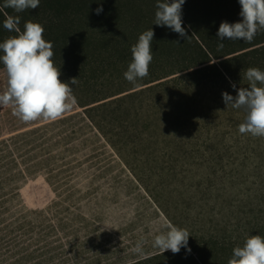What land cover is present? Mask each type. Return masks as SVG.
I'll return each instance as SVG.
<instances>
[{
    "label": "rangeland",
    "instance_id": "1",
    "mask_svg": "<svg viewBox=\"0 0 264 264\" xmlns=\"http://www.w3.org/2000/svg\"><path fill=\"white\" fill-rule=\"evenodd\" d=\"M133 3L129 8H141L144 14L157 10V0ZM240 11L239 0H185L182 5L183 24L226 75L232 97L248 87V68L264 71V30L250 43L225 40L218 47L221 22H239ZM7 17L0 8V43L19 35L3 27ZM120 33L123 44L137 43L135 35ZM160 36L164 40L159 44L171 50V36L163 31ZM166 53L152 51V56ZM165 67L163 72L170 71ZM102 81L106 83L92 78L88 86L97 89ZM5 88L0 63V92ZM224 112L234 113L218 146L223 156L216 159V143L203 146L207 160L220 163H213L215 171L212 162L203 163L201 189L199 177L183 176L181 159L167 160L162 148L150 151L154 143L127 146L152 165L146 172L151 178L142 182L146 190L124 152L110 145L75 101L56 120L28 123L13 115L12 106L0 108V264H130L161 253L153 247L154 238L171 226L196 235L202 246H211L208 241L215 236L228 246L250 236L264 237V137L239 132L245 110L225 104ZM130 126L133 119L122 116L121 128ZM136 128L142 131L140 124ZM150 136L143 132V139ZM212 181L216 188L209 191ZM138 244L142 254L133 251Z\"/></svg>",
    "mask_w": 264,
    "mask_h": 264
},
{
    "label": "trees",
    "instance_id": "2",
    "mask_svg": "<svg viewBox=\"0 0 264 264\" xmlns=\"http://www.w3.org/2000/svg\"><path fill=\"white\" fill-rule=\"evenodd\" d=\"M133 2L40 0L37 9L16 13L11 8H4V0H0V8L7 16L19 17L17 27L21 32L27 21L43 26V38L53 45L52 60L60 70V81L69 84L75 102L84 107L87 119L99 133L113 148L124 152L127 161L140 174L137 181L146 190L148 188L142 182L151 178L146 172L152 165H148L147 159H137L126 149L129 145L137 149L143 140L154 143L150 151L165 150L167 160L172 156L181 159L183 176L189 175L191 180L199 177L197 186L201 189L203 163L212 162L210 169L214 171L213 163H220L207 160L205 148L209 143H216L215 157L222 159L218 146L225 141L227 125H232L230 120L234 112L225 114L222 97L224 92L232 96L231 85L185 24L182 23V27L186 35L181 37L167 27L154 24L156 11L144 14L141 8H129L134 6ZM98 7L103 9L99 15L96 14ZM151 28L154 32L152 51L157 55H161L158 50L167 53L153 56L148 75L136 84L129 83L124 73L131 61L133 45L123 44L120 32L126 31L138 39ZM162 31L168 39L171 36V50L170 46L167 49L159 44L164 40L160 36ZM167 64L171 69L163 72ZM150 66L156 69L150 70ZM98 77L104 78L106 83L102 81L97 89L88 86L90 79L94 82ZM73 79L77 80L71 83ZM223 114L225 117L222 118ZM122 116L133 119L132 128V125L121 128ZM139 124L143 132H151L150 139H143V132L136 128ZM157 132L159 135L156 136ZM204 134L209 136L204 137ZM214 185V181L210 182L207 190L215 189ZM202 194L210 197L207 192ZM189 238L187 247H182L177 254L161 252L130 264H157L154 262L160 259H165V264H228L233 249L244 244L223 245L215 236L208 241L211 246H202L203 242L197 241L196 235Z\"/></svg>",
    "mask_w": 264,
    "mask_h": 264
},
{
    "label": "clouds",
    "instance_id": "3",
    "mask_svg": "<svg viewBox=\"0 0 264 264\" xmlns=\"http://www.w3.org/2000/svg\"><path fill=\"white\" fill-rule=\"evenodd\" d=\"M40 0H4L3 7L11 8L16 13L38 8ZM185 0H157L154 24L167 27L181 37L186 35L182 27V5ZM241 19L229 24L221 22L217 31L218 47L224 41H243L250 43L258 31L264 30V0H239ZM102 7L96 9L99 15ZM19 17L8 16L3 27L16 31L0 43V63L6 75V88L0 92V108L12 106L13 115L28 123L38 119L56 120L70 108L75 101L72 88L60 81V70L54 66L52 43L43 38L44 28L39 23L27 21L21 32L17 27ZM154 32L151 29L139 35L138 41L131 47V61L124 73L125 79L132 84L148 75L149 65L153 60L151 42ZM178 43V42H176ZM245 78L248 87L240 88L236 97L222 93L228 107L243 109L246 112L244 122L239 125L241 134L264 137V71L248 68ZM77 79H73L74 83ZM235 87V85H233ZM190 234L187 230L171 226L166 232L157 235L153 247L162 253L173 254L187 247ZM133 251L142 254L138 244ZM190 251V249L188 250ZM228 264H264V237L260 235L247 238L242 247H235Z\"/></svg>",
    "mask_w": 264,
    "mask_h": 264
}]
</instances>
